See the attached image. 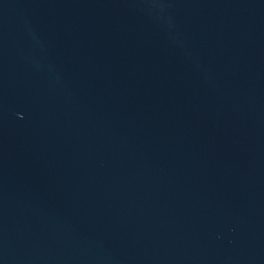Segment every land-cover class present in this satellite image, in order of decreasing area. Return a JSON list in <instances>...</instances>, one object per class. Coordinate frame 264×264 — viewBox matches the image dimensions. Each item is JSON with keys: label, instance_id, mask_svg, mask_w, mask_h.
<instances>
[{"label": "water", "instance_id": "obj_1", "mask_svg": "<svg viewBox=\"0 0 264 264\" xmlns=\"http://www.w3.org/2000/svg\"><path fill=\"white\" fill-rule=\"evenodd\" d=\"M0 264H264V0H0Z\"/></svg>", "mask_w": 264, "mask_h": 264}]
</instances>
